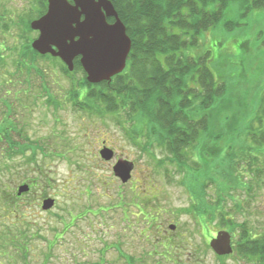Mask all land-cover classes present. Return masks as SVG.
Masks as SVG:
<instances>
[{"label":"rangeland","instance_id":"rangeland-1","mask_svg":"<svg viewBox=\"0 0 264 264\" xmlns=\"http://www.w3.org/2000/svg\"><path fill=\"white\" fill-rule=\"evenodd\" d=\"M38 3L39 0H0V19L4 23L3 28L0 22V89L14 92L7 97L12 116L5 118L10 110L3 112L5 116L1 118L6 121L1 120L0 124L8 127L11 133L8 136L16 143L14 163L0 170V179L13 195L20 186H30L22 197L17 217L0 220V235L12 232L11 238L0 241V264H125L119 248L141 264H255L240 258L236 250L222 259L218 257L209 242L220 229L216 222L205 227L195 217L193 206L200 210L206 200L209 203L218 195L221 199L225 197L238 224L246 223L254 234L264 235V174L258 180L247 178L256 173L255 170L249 173L256 167L264 171V157L258 163L250 160L246 148L250 142L245 143L243 134L256 118L264 95V10H254L242 22L244 25L234 30H225L222 22L202 36L199 50L192 51V56L198 51H210V67L214 72L215 66H222L221 75L229 82V91L222 99L221 115L219 106L215 118L218 117L221 127H226L231 119L235 123L238 120V137L234 135L235 140L231 141L229 136L226 145L207 137L205 145L211 142L223 152L215 151L212 157L207 155L208 150L198 158L191 155L192 150L184 151L187 161L180 163L188 170L184 172L189 189L182 185L185 178L178 173L177 164L158 145L161 131L156 132L145 115L140 116L145 120L132 115L135 126H127L142 136L140 142L148 146L149 154L134 145L112 116L100 118L73 108L70 95L76 88L80 91L79 83L85 78L77 67L80 58L74 61L75 76L71 78L64 75L60 66L47 61H39L31 73L18 76L17 63L22 60L24 45L39 36L38 32L27 30L31 18L39 14ZM237 18V12L229 9L224 21ZM38 65L44 69L46 81L36 74ZM43 85L47 89L40 95L39 87ZM262 126L255 123L256 132ZM4 141L0 151L3 146L8 148ZM230 141L235 145L230 146ZM104 148L114 151L112 161L102 159L100 151ZM53 149L63 157H58ZM44 151L52 157L44 156ZM191 157L194 159L188 161ZM119 161L132 164L133 186L124 185L115 175L113 169ZM167 174L172 182L167 181ZM202 183L207 184L205 192L201 190ZM48 198L56 204L45 212L41 206ZM137 201L157 213L149 212L150 221L159 224V230L152 233H179L184 237V249L155 248L154 240L142 242L134 236L146 233L148 223L151 224L143 218L142 224L137 225L133 205ZM170 226H175V231ZM234 232L235 249L240 228ZM103 242L111 247L101 255ZM194 250L199 255H194ZM50 251L52 256L48 259Z\"/></svg>","mask_w":264,"mask_h":264},{"label":"trees","instance_id":"trees-1","mask_svg":"<svg viewBox=\"0 0 264 264\" xmlns=\"http://www.w3.org/2000/svg\"><path fill=\"white\" fill-rule=\"evenodd\" d=\"M110 1L119 18L126 26L127 35L132 40V49L128 58L127 68L122 74L114 77L111 82L92 85L87 81V75L81 63L77 60V67L82 70L85 78L79 83L80 91L76 88L77 90L70 95V100L73 102L72 106L74 109L82 110L89 115L100 118L112 116L113 121L123 128L134 145L149 154L151 151L148 146L146 144L144 146L140 142L142 136L140 134L137 136L130 129L131 125L135 126L132 115L138 116L140 119L146 118L148 122L154 124L156 132L161 131L162 134L159 135L160 139L158 142H160L158 145L166 150L172 161L177 164L178 173L182 178H185L184 170L186 166L184 167V164L180 163V161L185 163L187 161L184 154L185 150H192L191 155H195L196 158L198 156L203 157V153L208 150L209 154L207 153V155L212 157L215 151H218V153L223 152L216 144H210L211 142L205 145L207 137L211 141L223 142L224 145L227 144L229 136H232L230 137L231 141L235 140L234 135L238 137V120L235 123L231 119V122L226 127H221L218 117L215 118V110L219 106L221 115L223 109L221 108L223 107L222 99L228 95L229 91V82L221 75V73L223 74L222 66H215L214 72L210 67V62L212 61V53L210 51H198L195 56H192V51L199 50L202 36L210 30L217 29L222 22H225L223 28L227 31L244 25L242 22L254 10H264V0ZM38 4L40 6L39 14L36 17H32L28 24L27 30L30 32H32L31 23L46 13L48 0H39ZM229 9L236 11L239 18L232 21H224L226 12ZM2 21L3 18L0 19L1 24ZM108 21L113 23L114 19H108ZM3 26L4 23L2 24ZM29 42H27V46L24 45L22 55H20L22 60L17 63L19 77L24 73H31L33 71L32 67H36L39 61L53 62L54 65L60 66L65 76L70 78L75 76V73L70 72L60 59L53 58L50 55L42 56L38 54L32 49L33 42ZM36 69V74L38 73L41 77H44V81H46L44 69L39 68V65ZM17 80H19L18 77ZM24 81L27 82V79ZM45 87V85L39 87L40 95L47 89ZM13 93L0 89V121H6L5 118L12 116L11 102L7 100V97H11ZM228 97L230 98V96ZM2 108H4L3 111ZM8 110L10 112L7 113V116L4 114L5 118H1L3 116L2 113ZM257 113L256 118L251 121L249 127L243 132L246 136L245 143L248 144L250 142L246 148L253 163H258L264 157V127L262 126L264 95ZM141 115H145V117L141 118ZM240 118H243V116L241 115ZM140 119L137 120L140 121ZM255 123L262 126L260 132H256ZM127 124L130 125V128ZM138 124L136 123V125ZM10 125L12 126V124ZM235 132L236 134H234ZM17 133L22 135L18 131ZM10 134L8 127L0 124V144L5 140L8 146V148L3 146L0 151V170L2 169V171L10 168L11 165L9 164L14 163L15 151L13 145H16V143L9 137ZM224 139H226L225 142ZM231 141L228 142L230 146L235 145ZM24 147H26V150L28 145ZM241 147L244 148L242 145ZM198 148L199 152L196 153ZM28 149L30 150V148ZM55 149H53L54 152L58 157L62 158V153L58 152V150L55 151ZM71 151L70 153L73 154V150ZM42 153L44 156L52 157L45 151ZM192 159L194 157L189 158L188 161ZM158 166H160L159 161ZM257 169L258 167L250 170V175L252 171H256V173L253 176H248V180L260 179L264 171ZM197 172L201 171L197 170ZM167 173L169 172L167 171ZM9 174L12 175L11 173ZM41 177L45 178L44 176ZM166 177L172 181L170 174H167ZM29 183L31 184V182ZM182 185L190 189V186L188 187L186 183V178ZM206 189L207 184L202 183L201 190L205 192ZM248 189L252 190L253 188L248 186ZM22 197H18L17 194L13 195L10 190L6 189L5 182L0 179V220L17 217L16 213L21 206ZM204 199L206 200L207 198L204 197ZM225 201V197L221 199L220 195H218L217 199H212L209 203L206 200V205L204 203V205L200 206V210L194 205L195 217L205 227L216 222L215 224L220 230H227L232 236L235 233L234 231L240 228L239 242L235 247V250L239 253L238 256L248 261H253L255 264H264V235L254 234L246 223L242 224V226L238 224L234 216H232L234 211L229 206L227 207ZM151 211L154 210H150L144 205V218L146 221L151 222V224L148 223L147 227L149 230H146L147 233L159 230L157 227L159 225L158 222L155 224V222L150 221L149 212ZM154 213L157 214L156 211ZM154 221H157V219ZM5 237L11 238L12 232L8 235H5V233L1 234L0 241H3ZM178 242H184V239H180ZM11 244L13 243L11 242ZM164 248H167V250L175 249V247L170 245ZM178 248L184 249L182 246H178ZM195 254L199 255L196 250H194ZM48 256L51 258L52 254ZM220 258L222 259L223 257Z\"/></svg>","mask_w":264,"mask_h":264},{"label":"water","instance_id":"water-1","mask_svg":"<svg viewBox=\"0 0 264 264\" xmlns=\"http://www.w3.org/2000/svg\"><path fill=\"white\" fill-rule=\"evenodd\" d=\"M72 1V2H71ZM48 0L44 16L31 23L39 37L33 41L32 48L42 56L59 58L69 69L74 70V61L80 63L92 85L111 82L127 68L132 49V40L127 35L124 23L119 18L110 0ZM108 19H114L109 23ZM100 155L110 162L114 151L104 148ZM114 173L125 184L131 178L132 164L119 161ZM30 191L28 185L18 189V196ZM55 206L54 199H46L42 210L49 211ZM175 226H170L174 231ZM217 256L233 253L232 236L220 231L209 243Z\"/></svg>","mask_w":264,"mask_h":264},{"label":"flooded vegetation","instance_id":"flooded-vegetation-1","mask_svg":"<svg viewBox=\"0 0 264 264\" xmlns=\"http://www.w3.org/2000/svg\"><path fill=\"white\" fill-rule=\"evenodd\" d=\"M133 170L131 172V178L130 180L125 183L124 185H128V184H131V186L134 185V178H133ZM136 190V189H135ZM139 190V189H137ZM134 194H135V191H134ZM139 195V194H138ZM135 196V197H138ZM133 205L134 207L136 208L137 210V225L139 226L140 224H142V219L144 218V205H143V202L142 201H137V202H133ZM143 216V217H142ZM134 236H136L139 240H141L142 242L145 240V241H148V240H154L155 241V244L152 243V245L157 248L158 246H163V247H166L168 245L170 246H183L185 243L184 242H175L173 240H180V239H184V237H182L179 233H145V232H138L136 234H134ZM175 237V238H174ZM178 240V241H179ZM139 246V245H138ZM110 245L103 242L102 244V249L100 250V254L103 255L105 254L108 250H110ZM120 247V245H119ZM120 253H121V256H122V259L124 260L125 264H141V261L139 259H133V258H130V256H128L123 250H121L119 248L118 250ZM104 261V260H103ZM144 262V261H142ZM104 263V262H102ZM96 264H99V263H96Z\"/></svg>","mask_w":264,"mask_h":264}]
</instances>
